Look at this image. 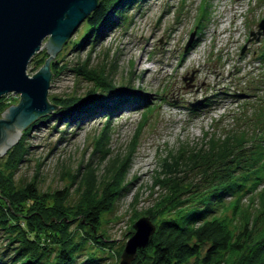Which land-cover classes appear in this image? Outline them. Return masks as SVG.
<instances>
[{
    "label": "rangeland",
    "instance_id": "rangeland-1",
    "mask_svg": "<svg viewBox=\"0 0 264 264\" xmlns=\"http://www.w3.org/2000/svg\"><path fill=\"white\" fill-rule=\"evenodd\" d=\"M263 16L264 0H138L114 9L109 15V25L100 30L96 40H93L94 30L89 35L85 33L88 24L82 20L49 61L50 65L58 61L57 65L66 68L52 72L51 67L48 100L51 101L52 96H85L94 81H87L83 72L94 75V71L101 68L109 74L116 91L118 86L129 85L128 89H139L142 95L138 102H132L135 93H128L132 95L128 98L123 91H114L112 96L104 94L107 97L100 92V99L85 100L78 106L77 109L82 111L92 107L91 102L96 103L97 99L101 101L99 103L110 105L119 95L125 97V103L111 111L109 123L112 127L108 129L109 139L106 140L110 150L102 160L99 158L101 151L92 153L91 142L103 129L108 107L97 108L88 116L87 112L78 111L75 116L81 117L80 122V118H73L74 115L55 114L59 108L46 112L43 116L50 115L42 122H38L40 116H37L22 127L21 132L27 129L28 133H21L17 139V144L25 142L27 150L14 169L13 180L22 186L34 179L40 194L67 189L64 192H68L65 193V206H68L84 192L82 178L89 168L93 169L90 171L96 189L103 191L113 176L112 169L124 160L120 155L132 151L125 167L123 193L114 201L112 210L101 213V223L97 227L99 234L111 243L103 250L92 246L105 253V263L117 262V251L121 253L123 243L135 232L133 214L150 208L156 200L163 198L161 194L166 193L160 186L164 178L161 171L165 170L161 162L168 152L174 154L182 147L207 145L208 137L221 138L227 129L234 131L237 124L249 132L256 130L255 114L260 107L264 108V72L254 65L259 59L258 54L264 53V37L248 43L242 53L240 49L249 30L256 28ZM229 22L230 29L223 32L221 23L227 28ZM194 28L197 40L186 50L184 44ZM85 36L88 40H81L83 46L72 49V42ZM46 49L43 46L31 56L26 72L32 74L41 68L49 57L48 53L45 54ZM78 67L86 69L77 75L72 69ZM186 72H194L192 83L181 79ZM186 84L189 85L186 87ZM203 97L208 105H188ZM0 102L1 112L8 104L19 102V96L9 92L0 96ZM142 112L148 116L137 144L132 142L131 145ZM262 119L258 135L264 134V112ZM35 120L37 124L31 126ZM6 155L0 156V167ZM262 160L264 157L260 162ZM87 163L91 166L80 172L76 182L71 181L68 174L76 173L79 165L86 166ZM259 173L263 177L256 184L257 192L264 188V168H260ZM248 195L250 193H244L241 197L242 204L247 203ZM230 197L226 194L224 203ZM76 225V220H72L69 229ZM8 245L0 230V252ZM89 245L87 243L86 249L74 252V264H90V260H85L90 255L87 253ZM202 248L201 251L205 245ZM11 249L9 247L3 253L9 254ZM101 261L98 260L97 264ZM190 263L195 262L190 260ZM143 264L149 263L145 261Z\"/></svg>",
    "mask_w": 264,
    "mask_h": 264
},
{
    "label": "trees",
    "instance_id": "trees-1",
    "mask_svg": "<svg viewBox=\"0 0 264 264\" xmlns=\"http://www.w3.org/2000/svg\"><path fill=\"white\" fill-rule=\"evenodd\" d=\"M98 1V6L85 19L88 24L85 33L89 35L95 31L93 40L98 39L100 30L109 25V15L114 9L138 2ZM81 37L72 42V49L83 46L82 41L88 40L86 36ZM196 40L192 41L191 46ZM57 62L51 64L52 72L66 68L57 65ZM82 69L86 68L72 70L79 75ZM105 73L103 68L95 70L94 75L83 72L87 81H94V86L87 90L85 96H52L53 103L60 105L56 107L59 109L55 114L74 115L73 118H80V122L81 117L75 116L81 110L77 109L78 106L85 100L100 99V92L112 96L114 91H123L128 98L132 97L128 93H135L131 101H139L142 95L139 89H128L129 85H124L118 86L116 91L109 74ZM124 95H119L118 100L112 101L110 105L99 103L101 101L97 99L96 103L91 102L92 107L80 111L87 112L88 116L97 108L108 107L103 129L91 142L92 153L101 151L100 160L105 159L110 150L106 140L109 139L108 129L112 127L109 123L111 111L125 103V97H121ZM263 112L264 108L260 107L255 114L256 130L249 132L237 124L234 131L227 129L221 138L208 137L207 145L199 148L182 147L174 154L168 152L161 162L165 170L161 171L164 178L160 186L166 193L161 194L163 198L156 200L150 208L133 214L135 221L141 214L150 217L155 224V231L150 236L151 241L137 250L131 264H143L145 261L149 264H191L190 260L195 262L192 264H264V188L258 192L255 190L263 177H260L259 169L264 168V161L260 162L264 157V134L258 135ZM142 114L131 145L132 142L137 144L146 122L148 115L145 112ZM49 115L41 114L37 117L38 122L46 120ZM37 120L31 126L37 124ZM24 143H15L8 149L5 162L0 167V195L8 201L0 196V230L9 243L4 250L12 248L9 254L3 253L4 250L0 252V264H74V252L86 249L87 243H90V250L87 251L90 255L85 260H90V264H97L98 260H102L100 264H119L116 261L105 263V253L96 250L106 249V244L111 243L99 234L97 227L101 223V213L112 210L114 201L123 193L125 167L129 164L132 151L127 156L120 155L124 160H120V165L112 169L113 176L103 191L96 189L89 163L86 166L79 165L76 173L70 172L71 181L76 182L80 172L89 168L82 178L85 182L84 192L74 204L65 206L67 191H64L67 189H54L51 194H40L34 179L22 186L13 180L14 169L27 150ZM244 193L250 195L247 203L242 204ZM226 194L231 197L224 203ZM72 220H76L77 225L69 229ZM203 245L205 249L201 251ZM117 252L119 260L121 253L119 250Z\"/></svg>",
    "mask_w": 264,
    "mask_h": 264
},
{
    "label": "water",
    "instance_id": "water-1",
    "mask_svg": "<svg viewBox=\"0 0 264 264\" xmlns=\"http://www.w3.org/2000/svg\"><path fill=\"white\" fill-rule=\"evenodd\" d=\"M98 4V0H0V96L9 92L19 96V102L8 104L0 112V156L17 143L23 126L57 107L46 97L51 79L49 61ZM257 25L256 30L249 31L241 52L247 41L264 36V17ZM195 30L190 31L184 49L194 40ZM43 46L49 57L39 70L29 74L28 61ZM192 73L182 76V80L192 82ZM204 100L205 97L188 105L195 107ZM132 228L135 232L123 243L119 264H131L137 250L150 241L155 231L152 219L146 215L138 217Z\"/></svg>",
    "mask_w": 264,
    "mask_h": 264
},
{
    "label": "bare ground",
    "instance_id": "bare-ground-1",
    "mask_svg": "<svg viewBox=\"0 0 264 264\" xmlns=\"http://www.w3.org/2000/svg\"><path fill=\"white\" fill-rule=\"evenodd\" d=\"M86 18H87V17H86ZM86 18H85V19H86ZM79 24H80V23H79ZM66 40H67V39H66ZM66 40H65V41H66ZM65 41H64V42H65ZM42 42H43V41H42ZM38 50H39V49H38ZM49 65H50V64H49ZM50 66H51V65H50ZM50 72H51V70H50ZM50 77H51V76H50ZM49 81H50V80H49ZM3 95H4V94H3ZM1 96H2V95H1ZM21 133H22V132H21ZM19 136H20V134H19ZM13 145H14V144H13ZM13 145H12V146H13ZM12 146H11V147H12ZM11 147H9L8 149H10ZM8 149L6 150V152L8 151ZM152 223H153V222H152ZM153 224H154V223H153ZM154 226H155V224H154ZM150 236H151V235H150Z\"/></svg>",
    "mask_w": 264,
    "mask_h": 264
}]
</instances>
